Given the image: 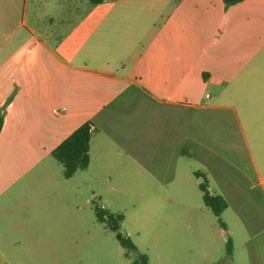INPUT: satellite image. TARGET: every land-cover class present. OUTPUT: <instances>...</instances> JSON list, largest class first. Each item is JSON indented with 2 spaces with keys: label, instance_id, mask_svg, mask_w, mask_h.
<instances>
[{
  "label": "crops",
  "instance_id": "crops-1",
  "mask_svg": "<svg viewBox=\"0 0 264 264\" xmlns=\"http://www.w3.org/2000/svg\"><path fill=\"white\" fill-rule=\"evenodd\" d=\"M3 109L0 264L75 260L70 205L112 179L185 194L195 173L226 228L149 221L150 264H264V0H0ZM86 122L89 165L64 178L51 151Z\"/></svg>",
  "mask_w": 264,
  "mask_h": 264
},
{
  "label": "rangeland",
  "instance_id": "rangeland-1",
  "mask_svg": "<svg viewBox=\"0 0 264 264\" xmlns=\"http://www.w3.org/2000/svg\"><path fill=\"white\" fill-rule=\"evenodd\" d=\"M84 1L77 0L79 8ZM110 181L109 185L106 183L99 193L93 192L89 202L85 201L84 196H78L70 205L69 215L73 220V231L77 241L76 258L61 260V264H129L130 260L125 257L115 234L108 230L105 224L97 221L94 214L95 205L110 213L121 214L123 216L121 232L127 234L138 249L151 255L152 259H155L154 252L161 251L163 244H159L157 249H152V240L161 233L158 232L159 227L153 229L149 221L185 218L209 220L216 228L219 224L214 214L204 207L202 193L196 187L194 179H192L193 187L191 182L186 181L189 188L185 194L175 191L172 194L154 196L149 194L151 190L149 186L137 188L116 183L118 180L115 179ZM198 181L200 182L201 179L199 178ZM160 197L166 199L171 197L174 201L169 205L166 204L164 209L152 207V203L157 202ZM184 202H188L192 207H186ZM176 234V237H179V233ZM172 241H179V239ZM218 245L221 247L220 257L226 256V242L218 240ZM171 246L174 247L176 258L189 248L188 245L180 248L177 243ZM175 257L173 259H176Z\"/></svg>",
  "mask_w": 264,
  "mask_h": 264
},
{
  "label": "trees",
  "instance_id": "trees-1",
  "mask_svg": "<svg viewBox=\"0 0 264 264\" xmlns=\"http://www.w3.org/2000/svg\"><path fill=\"white\" fill-rule=\"evenodd\" d=\"M88 1L94 5L104 0ZM222 1L225 7H229L243 0ZM3 117L4 109L0 111V132L3 126ZM91 131L90 123H83L51 151V157L60 164L64 178H70L76 171L84 170L89 165ZM196 176L202 177L204 180L199 184L204 205L211 210L220 226L225 229L226 226L221 220V214L227 207L226 201L221 196L209 191L203 174L196 173ZM94 214L99 223L105 224L106 228L115 234V238L123 249L125 257L130 260L129 264H150L147 255L138 249L127 234L121 232L120 228L123 222V216L121 214L110 213L98 205L94 207ZM231 254L232 244L228 237L226 241V257L230 258Z\"/></svg>",
  "mask_w": 264,
  "mask_h": 264
},
{
  "label": "built area",
  "instance_id": "built-area-1",
  "mask_svg": "<svg viewBox=\"0 0 264 264\" xmlns=\"http://www.w3.org/2000/svg\"><path fill=\"white\" fill-rule=\"evenodd\" d=\"M54 113H58V111L55 110Z\"/></svg>",
  "mask_w": 264,
  "mask_h": 264
}]
</instances>
